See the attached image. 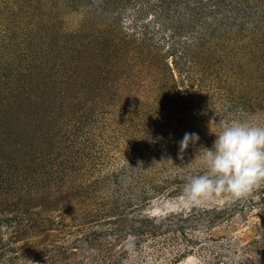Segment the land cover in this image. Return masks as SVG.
<instances>
[{"label": "rangeland", "instance_id": "rangeland-1", "mask_svg": "<svg viewBox=\"0 0 264 264\" xmlns=\"http://www.w3.org/2000/svg\"><path fill=\"white\" fill-rule=\"evenodd\" d=\"M102 1L0 0V264H41L54 244L70 245L103 226L102 220H90L89 212L105 203L99 195L105 192L107 167L93 170V161L122 162L133 147L152 141L154 133L176 137L175 145L186 132H195L212 147L221 124L264 118V43L256 51L250 48L252 33L217 34L219 41L205 52L209 58L196 69L194 76L206 79L197 87L191 71L173 65L177 57L170 56L164 42L183 32L181 6L176 11L161 7L164 16L173 18L166 24L147 9L135 15L130 2L113 14L105 12ZM250 2L264 6V0ZM6 3L14 10L6 11ZM144 32L151 48L142 50L136 42ZM123 52L126 61L114 73L116 53ZM37 156L50 159L49 168L54 161L52 175L41 176L40 183L33 179L23 186L16 182V170L7 172L9 165L22 170L26 159ZM199 162L195 159L191 168ZM45 171L41 167L38 175ZM93 187L97 193L90 191ZM231 204L221 198L205 207ZM189 208L181 191L159 196L140 211L161 216ZM260 219L264 214L248 217L249 234ZM236 223L232 220L214 236H228ZM27 227L28 235L21 232ZM260 227L255 237L264 239V222ZM203 247L199 255L195 248L174 264H238L230 262V252L223 259L228 262H209L210 252ZM262 252L255 257L262 260Z\"/></svg>", "mask_w": 264, "mask_h": 264}, {"label": "trees", "instance_id": "trees-1", "mask_svg": "<svg viewBox=\"0 0 264 264\" xmlns=\"http://www.w3.org/2000/svg\"><path fill=\"white\" fill-rule=\"evenodd\" d=\"M129 2L135 15L147 9L146 13L153 11V17L157 22L163 17L166 24L173 18L168 19L167 15L164 16V10L161 7L168 6L176 11L181 6L182 17L184 16L185 20L183 32L177 39L174 36L168 37L164 42L169 45L170 56L177 57V59H172L173 65L177 68H185L187 73L191 71V80L197 87L202 82L205 83L206 79L202 77L198 79L194 76L197 73L196 69L199 68L200 63L206 62L203 59L209 58V54L205 52L213 42L219 41L217 34L227 36L236 30L241 35L242 32L249 31L254 37L250 43V48H254V51L261 46L262 42L264 43L258 31V27L261 24L264 25V6L251 4L250 0H161V2L157 0H103L101 7L105 12L113 14V11L118 8H127L129 5L126 4ZM17 4L22 7L19 1ZM5 6L6 11L14 10V4L11 5L12 7L9 5L7 7L6 3ZM0 12H4L3 9ZM137 20L138 18L135 19ZM94 25L96 26L95 23ZM18 27L15 26L17 29ZM146 36L145 32L139 33L136 47L140 46L142 50L151 48L147 46ZM154 44L157 42L152 43ZM153 48L160 49L154 46ZM124 54L125 56L122 53H116V60L112 65L114 73H118L119 66L123 67L122 61H126L127 57L126 53ZM202 73L206 74L207 71ZM110 80L114 86L119 85L117 77H112ZM224 83L227 84V82H223V87L226 85ZM105 86L107 90L108 81L105 82ZM173 138L176 137L168 138L166 135L165 138L159 136V133H154L152 141L146 144L141 143L137 145V148L133 147V152L122 162L111 164L108 160L101 164V162L93 161L90 165L93 170L96 165L107 167V170L103 168L106 184L102 186L105 187V192L99 195L100 200L104 199L105 203L101 206V210H98L95 203L97 207L91 208L89 212L90 220L93 222L102 220L103 226L91 229L70 245L54 244L50 249L51 252L40 259V263L174 264L182 257L193 253L195 248H197L195 253L199 255L205 251L204 245L208 247L207 252H210L209 260H207L209 262L214 259L228 262L223 259L230 252L231 257L234 258L230 261L232 263L247 264L246 261L251 259V264H263L264 255L262 260L255 255L258 254V250H262L264 254V239H257L255 233L262 232L260 223L264 220H258L255 225L251 221L255 232L249 234L248 217L252 215L258 217L264 214V187L254 191L246 200L232 202L231 206L191 207L188 210L161 216L149 215L140 211L159 196L180 194L186 183V176L202 172L199 168L201 163L199 162L195 166L197 168L194 169L191 168L192 162L195 159L201 160L204 148H211V144H206L199 138L195 144H189L181 159L178 157V143L175 145L171 143ZM41 159L42 156L29 158L30 162L26 159L21 166L22 170L9 165L7 172L16 170V182L18 180L23 186L33 179L36 183H40L43 178L41 176L52 175L54 171L52 169L54 161L49 168L46 164L50 159ZM20 160L22 161V158ZM158 160H161L160 166ZM41 167H45L48 171L38 175ZM20 176L22 177L19 178ZM90 191L97 193V188L93 187ZM93 199L95 202V198ZM96 202H99L98 199ZM254 208L256 211L253 210ZM232 220L237 222L231 227L233 232L221 239L214 236L217 229L223 231V228L231 226ZM238 223L244 226L242 230L236 228ZM34 227L37 226L34 225ZM30 230L31 227H27L21 232L25 231L28 235ZM74 255H79L81 259L76 257L73 260Z\"/></svg>", "mask_w": 264, "mask_h": 264}, {"label": "clouds", "instance_id": "clouds-1", "mask_svg": "<svg viewBox=\"0 0 264 264\" xmlns=\"http://www.w3.org/2000/svg\"><path fill=\"white\" fill-rule=\"evenodd\" d=\"M220 126L212 147L201 154L203 171L186 176L183 196L189 207L202 208L221 198L243 201L264 186V118ZM198 140V133L186 132L178 142V157L183 159L189 144Z\"/></svg>", "mask_w": 264, "mask_h": 264}]
</instances>
